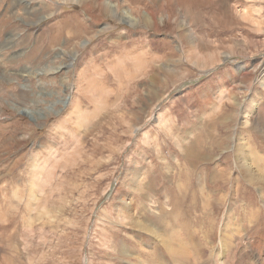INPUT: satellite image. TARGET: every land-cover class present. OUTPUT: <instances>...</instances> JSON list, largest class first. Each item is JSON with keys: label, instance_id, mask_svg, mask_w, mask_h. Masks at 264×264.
I'll use <instances>...</instances> for the list:
<instances>
[{"label": "rangeland", "instance_id": "374dc122", "mask_svg": "<svg viewBox=\"0 0 264 264\" xmlns=\"http://www.w3.org/2000/svg\"><path fill=\"white\" fill-rule=\"evenodd\" d=\"M0 22V264H178L137 223L264 264V0H0Z\"/></svg>", "mask_w": 264, "mask_h": 264}, {"label": "bare ground", "instance_id": "6f19581e", "mask_svg": "<svg viewBox=\"0 0 264 264\" xmlns=\"http://www.w3.org/2000/svg\"><path fill=\"white\" fill-rule=\"evenodd\" d=\"M114 11V10H113ZM1 23V22H0ZM4 23V24H3ZM6 23H5V21L3 20V22H2V25H5ZM63 27L61 26L60 28H59V30H61ZM62 32L60 31V33L59 34H61ZM58 34V35H59ZM55 35H57V31H56V33H55ZM264 131V130H263ZM262 133V132H261ZM194 151V150H193ZM245 173H248V175H249V177L250 178H252V180L254 181V182H256L257 180H256V177L254 176V174H252L251 172V170H248V168H246L245 170ZM193 172V171H192ZM184 177H185V175H184ZM202 187V186H201ZM181 193H183V191L184 192H186L185 191V186H182V188H181ZM203 188H201V192H200V195H201V197H202V200H204V193H203ZM198 191L197 190H195L190 196L192 197V199H193V201L195 200V199H198V193H197ZM212 202H211V200L210 199H206L205 200V204L206 205H208V207H210V205H212L211 204ZM211 209V208H210ZM208 211H209V209H207ZM170 216V215H169ZM181 218V217H180ZM177 219H175V221H176ZM258 221V220H257ZM135 223V222H134ZM136 224V223H135ZM142 224H144V222L142 223ZM181 225V224H180ZM136 226L138 227V228H142V227H144L145 228V230L146 231H148V232H150V233H152V234H154L155 236L157 235V236H160L161 237V239H163V241H164V245H165V247H166V249L168 250V252L173 256V258L175 259V261L178 263V264H189V263H191V264H194V261L196 260V259H199L200 257L198 256V251H201V255H203V249L202 250H199L200 249V247L201 246H199V244L196 242V240H197V238H196V240H195V238L194 239H192V238H187V239H185L184 240V243L181 241V239H179V238H182V236L181 235H178L179 236V238H177V237H175V236H171L169 239H167V240H164V237H163V235L159 232V231H157V230H154L153 228L151 229V230H148L149 229V227H147L146 226V224H144V225H139L138 223L136 224ZM151 226V225H150ZM188 225H184L183 227H187ZM147 227V228H146ZM156 227V226H155ZM168 228H169V226H167ZM157 228V227H156ZM232 228V227H231ZM236 228V230H235V232H234V229ZM235 228L234 229H232V230H230V226H228L226 229H225V234H224V236H223V242H224V245H225V251L226 250H228V246H230V245H228L229 243V240L233 237V234H235V233H238V234H240V232H239V229H238V225L237 226H235ZM178 231V230H177ZM176 232V231H175ZM177 233H179V232H176V234ZM156 236V237H157ZM235 236H236V234H235ZM236 237H234V239H235ZM237 240H239V239H237ZM222 242V241H221ZM195 245H197L198 246V248L195 250V249H193L194 248V246ZM223 246V245H222ZM202 248V247H201ZM212 251V250H211ZM223 251V250H222ZM229 251V250H228ZM205 252V251H204ZM206 253V252H205ZM211 254V253H210ZM225 254V253H224ZM207 258H209V257H207ZM210 260V259H209ZM208 260V261H209ZM239 261H241V260H239ZM243 263V262H242ZM244 264V263H243Z\"/></svg>", "mask_w": 264, "mask_h": 264}]
</instances>
